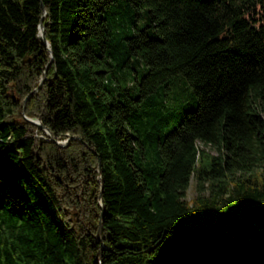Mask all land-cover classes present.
<instances>
[{
  "label": "trees",
  "instance_id": "trees-1",
  "mask_svg": "<svg viewBox=\"0 0 264 264\" xmlns=\"http://www.w3.org/2000/svg\"><path fill=\"white\" fill-rule=\"evenodd\" d=\"M0 264H264V0H0Z\"/></svg>",
  "mask_w": 264,
  "mask_h": 264
},
{
  "label": "rangeland",
  "instance_id": "rangeland-1",
  "mask_svg": "<svg viewBox=\"0 0 264 264\" xmlns=\"http://www.w3.org/2000/svg\"><path fill=\"white\" fill-rule=\"evenodd\" d=\"M137 19L138 21H140V17H138ZM121 31L122 30H120V33H122ZM143 72L144 65H142V63L140 62H136L131 56L129 61L126 62L121 69L113 70V76L120 86L127 88L129 93L133 94L134 89L136 88L135 80L137 81L140 74ZM160 99H162L163 101V110L167 113V120L164 123L163 128L167 129L169 126L172 125V123H174V120H176L177 118L176 115L179 112L191 107L193 102L191 86L181 74H177L176 77L167 85V88L165 89V94L160 96ZM32 120L36 121V118H33ZM44 132L46 133L45 130ZM65 139L66 138L56 141L60 145H64L67 142L65 141ZM195 144L197 147H204L210 152H213V150L209 146H202V144L198 140H195ZM195 193L196 191L194 188L193 179L190 178L188 186L185 190L184 198L187 200L194 196Z\"/></svg>",
  "mask_w": 264,
  "mask_h": 264
},
{
  "label": "water",
  "instance_id": "water-1",
  "mask_svg": "<svg viewBox=\"0 0 264 264\" xmlns=\"http://www.w3.org/2000/svg\"><path fill=\"white\" fill-rule=\"evenodd\" d=\"M41 7H42V6H41ZM38 31H39V36H40V38H41V42L43 43L44 46H46V41H45V39H44V37H43V35H42V26H41L40 24L38 25ZM48 52H50L49 49H48ZM43 78H44V72L41 73L40 80H39V82H38V84H37L36 87L39 86V84H40V82H41V80H42ZM36 87H35L33 90H35ZM27 119L30 120V121H32V122H34L36 125L42 127V125L37 121V119H36V121H34V120L30 119V118H27ZM42 128H43V127H42ZM44 130H45L46 133L51 137V134H50L46 129H44ZM68 138H69V137H68ZM68 138H66L65 141H67ZM55 142H56L57 144H59L57 141H55ZM59 145H60V144H59ZM96 171H97V174H98V176H99V173H100L99 163H97ZM99 181H100V178H99ZM99 189H100V188H99ZM97 200H98V204H99V207H100V212H99V214H98L97 227H96V230H95V233H94V240H95V241H98V240H99L100 216H101V209H102V204H101V201H100L99 190H98V193H97ZM96 258H97V261H98V260H99V259H98V251H96Z\"/></svg>",
  "mask_w": 264,
  "mask_h": 264
}]
</instances>
